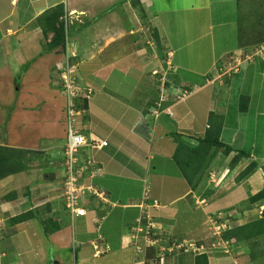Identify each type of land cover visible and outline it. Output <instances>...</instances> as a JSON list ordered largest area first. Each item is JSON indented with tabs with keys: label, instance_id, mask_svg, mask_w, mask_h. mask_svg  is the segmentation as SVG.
<instances>
[{
	"label": "rangeland",
	"instance_id": "obj_1",
	"mask_svg": "<svg viewBox=\"0 0 264 264\" xmlns=\"http://www.w3.org/2000/svg\"><path fill=\"white\" fill-rule=\"evenodd\" d=\"M113 1L115 2V0H105L103 7ZM130 4H132L131 0ZM242 4L244 8L242 7L243 10L241 11L237 0L133 1L134 9L131 7L133 11L128 16L127 13L125 14L127 17L124 24H121L122 27L125 25L128 30L131 28L130 31L122 33L128 36L119 40L120 48L118 49L122 52L111 54L113 53V43H109V41H106L105 46L97 51L96 48L94 51L92 50L94 61L109 62L102 71L104 76L106 74L108 76L104 79L99 76L98 81L103 80L105 82L107 99L102 100L106 104H111L114 119L119 117L118 111L122 112V118H124L123 112L126 111L127 116L120 120L125 124L127 117L134 110L141 111V108L146 116V123L149 126H156L159 123L158 118L166 112V108L163 107L169 102L178 104L177 101L184 97V90L186 89L192 92L189 93L190 97L184 99L180 107L186 106L187 109L194 111L196 115V122L193 120L194 125L203 124L204 119L201 116L207 112L208 106L211 105V90L213 88L212 85L207 84L208 81L213 80L212 82L219 83L225 78H229L231 74L245 73L248 70L247 67L253 62L259 69L256 84L264 85V48L262 51H259L262 47L253 51V47L249 48L244 44V46L239 44L241 42L240 29L249 28L250 16L252 17L254 8L257 12L264 11V0H253L252 4L247 0V2L243 1ZM126 6L122 5L120 8L124 9ZM95 9H99L97 4ZM5 13L6 9L1 3L0 17ZM57 15L59 13L56 14L54 10L47 9L36 19L20 24V29L14 28V30H19L18 34L13 33L15 31L11 33L6 31L7 21L3 22V26L0 25V146L10 150L11 152H8L13 158L18 159L19 157V160L24 161L27 165L25 173L29 170L40 171L38 177H42L40 183H48L51 180L52 184L61 181L56 177L59 176L62 166L54 162L60 160V154H56V152L63 151L64 148L62 149V147L65 144L62 143L67 142V118L71 100L73 104L78 103L81 107V113L74 117L75 128L78 131H82L81 128H84L88 132L87 126H90L88 119L86 121L83 118L80 119L84 114L83 111L86 112V107L91 102V95L88 94L89 88L84 85L83 79L84 83L76 77L79 86V88L76 86L78 97L73 99L72 96H67L68 79L66 75L62 74L66 71L61 68H66L67 64L71 67L72 64L77 65L78 60L80 67L77 68L78 73L76 74L82 73L79 70L81 68H91L90 64L92 65L93 62L91 58L85 56L87 49L83 45L78 46L79 41L73 40L72 36L77 33L89 34L86 40L83 38L88 46L93 40L95 41L94 32L89 30L90 26L84 25V19L72 20L71 17L66 18L67 15L65 14H63L64 16ZM71 15L75 16L74 14ZM247 16L248 18H245ZM12 20L14 27L21 21H16L14 18ZM76 22L77 24H75ZM81 23L83 24L80 25ZM80 27L82 30H79ZM55 28L65 34L66 41L56 49H51L50 43L63 36L55 33ZM156 28L159 29L158 33L163 39V50L168 47L174 50V56L167 54L166 61L160 58L158 46L153 37ZM91 45V48L95 46ZM23 47L25 56H23V64H21L18 52H21ZM75 49L78 50V55H75ZM163 55H165L164 52ZM81 58L86 61L81 60ZM27 62L30 66L27 65ZM85 62H89L88 66L85 65ZM18 63L23 66L20 67ZM129 67L132 69L131 73L128 76L123 75L124 69ZM118 68L121 73L116 71ZM77 69H74V72H77ZM23 72L25 76H23ZM88 73L89 78L95 76L93 71ZM253 75L251 70L249 79L254 78ZM163 81L170 85L168 89H165L166 87L161 84ZM180 84L187 88H181L179 93L178 89H174ZM195 84L199 86L198 90ZM217 87L219 86L217 85ZM153 98L158 102L155 105L157 110L153 109L154 106L148 107ZM257 99L259 100L260 97ZM99 105L100 107L103 106L101 102ZM260 106L261 110H264V93L262 101L253 109L251 114L253 120H256L255 108ZM147 110H154L155 114L147 116L149 113ZM103 117L104 119H101L103 122L108 120V114H104ZM263 117L264 115L258 119L260 126H264ZM105 122L112 123L113 119ZM117 124L116 129L120 134L123 125ZM98 128L99 130L104 129L103 125ZM254 129L255 132L250 130L248 133H255L254 137L259 139V146L263 147L264 127H259V130ZM256 138L254 140H257ZM173 143L176 145L175 142ZM54 146H57V149L52 148ZM176 147L172 153L175 152ZM248 147H250L249 144L247 150H250ZM49 154L52 158H58L53 159L54 166L45 157ZM236 155L233 156V159L231 158L232 160L230 159L231 161L229 160L230 163L223 159L224 155L218 156L220 160L214 162L212 167L214 170L210 169L209 176L205 177L199 189L187 196L184 204L183 202L178 204L184 206L179 213L173 214L176 217L173 219L177 226L171 230L167 229V233L159 234L156 240H153L154 243L146 242V246H144L147 239H151L160 233L152 226V230L143 231L142 235L147 234L148 236L141 240L140 249L136 243L138 240L134 237L133 247L127 246L124 251L119 252L123 247L121 244L122 234L128 233L129 228L136 230L133 226L134 217L138 212L130 209L131 213H127L128 217L123 221L121 212L124 209L122 210L121 206H124V201H122L123 203H116L120 208L112 209L108 206L107 210L104 209L102 214L107 215L105 220L99 218L100 221L95 222L89 220V215L74 221L70 219L68 223L72 229V244H70L69 252L73 256L77 253V264H133L135 252L140 255L137 263L141 262V264H194L195 257L203 253H206L209 259L214 260L212 264H264V247L261 246L263 242L261 238L255 241L239 242L238 239L226 241L221 237L226 230L250 223L264 215V201L244 206L243 201L248 198L242 197L238 191L232 194L226 192V188L230 187V184L227 183L226 187L224 185L227 178L230 177V172L225 175V170H229L235 166L234 163L240 161L239 155ZM112 164L117 175V178L113 177L112 180L116 184L110 182L106 173L95 182L99 183L102 188H105L106 184L111 185V187L117 185L115 192L118 195H127L124 190V183L127 184L124 182L126 174L120 175L116 167L117 163L112 162ZM174 164L170 163L175 176L169 186L172 187V192L174 190L179 193L176 185L179 187L180 183L183 188H189V185L185 178L181 176L180 179L178 177L179 173ZM34 172L37 174L36 171ZM81 172V183H85L82 176L84 175V167H82ZM4 179L0 180V203L16 195V191L9 190L8 186L2 183ZM225 179L226 181H224ZM106 180L109 181L105 183ZM60 190L61 188L57 189L58 192ZM253 191L258 193L256 190ZM27 192L30 193V191ZM149 192L148 199L150 202H153L154 197L160 198L155 195V191L150 190ZM159 192L160 190L157 193ZM58 199L49 205L58 207L60 211H63V202L60 196ZM141 199L146 200L141 196L137 198L138 201H141L140 203H142ZM159 200L162 202L161 199ZM144 208L146 213L143 212L142 217L145 216L146 218H142L141 222L137 223V226L141 228L150 221L147 216H151L153 219L161 216L160 211L151 208V206ZM168 215H172V213ZM0 216H2L1 213ZM132 221H134L133 224H130ZM86 223H88V228ZM4 225L0 223V228ZM161 226L162 229L166 227ZM89 229L90 231H88ZM3 234L0 229V241L4 240L3 237L5 238L7 233ZM100 236L105 237L108 245H103L99 241ZM91 240H97V244L103 250V252L100 250L102 255L99 257H94L95 250ZM131 250L135 251L131 252ZM115 253L116 257H114ZM147 253L150 254L147 255ZM113 257L114 259L111 260Z\"/></svg>",
	"mask_w": 264,
	"mask_h": 264
},
{
	"label": "crops",
	"instance_id": "obj_2",
	"mask_svg": "<svg viewBox=\"0 0 264 264\" xmlns=\"http://www.w3.org/2000/svg\"><path fill=\"white\" fill-rule=\"evenodd\" d=\"M131 1L133 4V1L135 0ZM104 2L105 0H100L99 2L98 0H0V4L3 3V6L6 9V13L0 17V25L3 26V22L7 21L8 24L7 27H5L6 31L9 33L15 31L13 33L18 34L19 30H14V28L20 29V24L36 19L47 9H54L62 5L65 11L64 14L67 15L66 18L71 17L72 20L84 19V25L86 24L87 27L90 26L89 30L94 32L95 41L93 40L91 42V44L95 45L93 48H91V44L88 46L83 39L85 38L86 40L89 37V34L77 33L75 36H72L73 40L76 39V41H79L78 46L83 45L84 48L87 49V54H85V56L89 59L91 58V61L93 62L92 65L90 64L91 68L79 69L82 72H80L81 74L79 75L76 74L78 73L77 68L80 67L79 60L77 61V65L72 64V67L77 69V72L74 73L75 82L77 79H79L81 82L84 80L86 83L85 84L83 82L84 85L88 86L89 88L88 92H91V102H89L86 112L83 111L84 114L80 118H83L84 121L88 119L90 126H87L88 132L84 128H81L82 131H79L91 139L99 138L101 140H108L109 146L104 150L94 152L92 151L91 153L87 147H84L81 150V152L84 153V157L82 158L85 159L87 157H91L93 164L91 166L92 171L90 173L85 172L84 175H82L85 179L84 184L95 187L100 191L101 194L104 195V197L99 200H91L89 197H87L88 203L91 202L90 205L88 204V214L85 217L78 218H86L89 215V220L95 222H97L99 218L105 220L107 219V215L102 214L104 209L108 208V206H110L112 209L120 208V206H117L116 203H121L124 201V206H121L122 210L124 209V211L121 212L122 220L125 221L128 217L127 213H131L130 209H133L138 211L134 217L136 223L137 219H139V216L141 218H146L145 216L142 217L143 212L146 213V211H142V209L138 206L141 201H138L137 198L140 196L144 198L145 195L150 196L149 191H155V195L160 197L159 199H161L162 202L158 198L154 197L152 201L157 200L159 204L155 205V207L151 206V208L153 207L155 210L160 211L161 216H157L155 219H153L151 216H147L150 221H148V224L142 228L145 230L146 228L152 230L151 227L153 226L156 228V231H160V233L156 232L157 235L155 237L147 239L144 242V246H146V242L154 243L153 240L155 241L159 234L164 232L167 233V229L171 230L173 227L177 226L175 220L173 219L175 217L173 214L176 212L179 213L181 211L180 209L184 206L178 204H181L182 202L184 204L186 197L194 193L190 187L183 188L180 183L179 187L175 184L179 193L175 192L174 190L172 192V187L169 186L174 179L173 177L175 176L174 171L170 167V163H174L171 159V154L175 147L171 133L180 132L190 133L197 137L201 136L206 132V129L209 126L208 118L210 112L222 114L226 119L227 124H225L223 131L224 141L227 144H230L235 150L243 149L250 153V157L242 158L240 161L235 163L234 167L230 168L229 170H225V175L226 173L228 174L230 172V177L227 178V176V181L226 179L224 180L226 181L224 187L227 186V183L230 184V187L226 188V192L232 194L238 191L242 197L249 198L250 195L257 193H255L253 190L259 192L261 189H263L264 146H259V139L254 137L255 133L250 134L248 132L250 130L255 132L254 128L259 130V127H264L260 126L258 123L259 117L264 115V110H261V106L259 108H255L256 112L254 116L256 117V120L251 118L254 107L262 101L264 85L256 84L259 69L256 68V63L253 62L249 65V67H247L248 70H246L245 73L235 75L231 74L229 78H225L219 83L212 82L213 80L208 81L207 84L212 85L213 88L211 90V105H209L210 107L208 106L207 112H204L203 116H201L204 119L203 124L198 123L197 125H194L193 120L196 122V115L194 111L187 109L186 106L180 107V104L184 101V99L186 97H190L189 93L192 91L187 90H184V97L177 101L179 102L178 104L172 102L165 107L166 112L158 118L157 121L159 123L156 126H149V124L146 123L145 120L147 119L145 118L146 116L144 115V112L141 108V111L134 110L132 114L127 117L125 124L120 120L127 116L126 111L123 112V115H125L124 118H122V112L118 111L119 117L114 119V113L112 112L111 104H106L103 101L104 99H107V92L105 91L107 89L105 87V82L103 80L98 81L99 76L101 79H104L108 76L107 74L104 76L102 71L103 67L106 66V64H109V62L94 61V59H92L94 54L92 50L94 51L96 48L97 51L101 47L105 46L104 44L107 43L106 41H109V43H113V53L111 54L114 55V53L116 54L122 52L118 49L120 48L118 45L119 40L122 37H127L128 35H124L122 33L130 31L131 28L128 30L126 29L125 25L122 27L121 24H124L125 18L133 11L134 7L132 4H130V0H115V2L113 1L106 7H103ZM96 4L97 7H99L98 10L95 9ZM122 5H127V8L125 7L124 9H121L120 7ZM128 8H130L129 11ZM126 13L127 16H125ZM71 14H74L75 16H72ZM13 18L16 21L21 20L16 27L13 25ZM75 24H77V22ZM79 30H82L81 27ZM168 48V56H174V50ZM74 51L76 52L75 55L79 54L78 50L75 49ZM24 52V47L22 48L21 52H18L21 64H23V56H25ZM81 60H83V58H81ZM89 62H85V65L88 66ZM27 64L30 66L28 62ZM18 65L21 66L19 63ZM126 69H124L123 75L128 76L132 69H130V67ZM251 70L254 74L252 77L254 78L249 79V72ZM91 71H93V74L95 75L93 78L88 77V72ZM116 71L121 73L119 68ZM23 76H25L24 72ZM94 79H97L96 81L98 82H96ZM161 84L164 85V82ZM217 85L219 87H217ZM198 87L199 86L197 85V90ZM181 88L183 89L185 87L180 84L174 90L178 89L180 93ZM259 91H261V93H259ZM257 97H260V99L258 100ZM243 100L248 104V109L246 111H242V104H244ZM99 102L102 103L103 108L100 107ZM153 109L157 110L154 107ZM104 114H108V120H104L103 122L101 119H104ZM150 114L152 113H148V115ZM110 119H113L112 123L105 122L109 121ZM116 123H118L117 125H123L120 134H118L116 129ZM102 125L104 129L99 130L98 127ZM184 138L188 139L192 143L197 142L195 139L190 137ZM254 138L257 140H254ZM62 144H65V142ZM248 144L250 146L248 149L250 150H247ZM262 144L264 145V141ZM52 148L57 149V146ZM63 148L64 146L62 149ZM235 150L230 155H224L223 159L230 163V161L233 159V156L236 155ZM56 154H60V160H57L56 162H54L53 159L58 158H52L50 157V154L46 155L45 157L52 162V166L55 165L53 162L62 166L60 170L61 172L58 174L59 176L56 177V179H61L62 185L61 181H56L52 184L50 179V182L48 183H40L42 177L38 178L40 171L37 170H29L27 173L22 172L12 175L4 179V182H2L4 185L8 186L9 190L16 191V195L0 203V213L2 214V216H0V223L5 224L4 227L0 229L2 230V234L7 233V238L3 237L4 240L0 241V264H77V253L73 256L69 252V247L71 246L70 244H72V229L68 223L71 217L64 208L63 190L64 181L66 178V169L63 165V159L65 157L64 150H61V152L58 151ZM56 154L53 155L55 156ZM218 159L220 160V157ZM253 161L257 163L255 169H253L249 175L241 178L240 180L236 179L238 175L242 173L248 166H250ZM112 162L117 163L116 167L120 175H123L124 173L126 174V180H124V182H127V184L124 183V190L126 191L127 195H118L117 192H115L117 185H112L111 187V185L106 184L105 188H102L99 183L95 182L106 173V176L109 178L110 182L116 184V182L112 180L113 177L117 178ZM83 164L86 163L83 162ZM144 164H146V166H144ZM174 167L177 169L175 164ZM56 168L59 169V167ZM34 171H36L37 174ZM177 172L179 173L178 169ZM178 177L180 179L182 178L180 174ZM109 180H106L105 183ZM20 181L25 182L26 184L21 183ZM59 188H61L62 191L60 190V192H58L57 189ZM158 190H160L159 193H157ZM26 191H30V193H26ZM59 196L63 202V211H60L58 207L49 205L55 203L56 200H59ZM84 199L86 201V197ZM32 212H34V215H32L30 218L14 221L15 218L21 217L24 214H32ZM171 213L172 215H168ZM51 219L62 223V228L55 233L45 232V229L42 227L43 224H41L43 221ZM154 220L158 223H156ZM133 222L134 221H132L130 224H133ZM87 225L88 223H86V226ZM161 225L166 227L162 229ZM88 231H90V229ZM129 231L128 233L122 234L121 236V244L123 247L119 252L124 251L127 246L133 247L135 231L132 228H129ZM143 238L144 237L140 234L138 242H136L139 245V249L141 247L140 242ZM99 241L102 242L103 245H108L104 236H100ZM91 242L93 249L95 250L94 257H99L102 255L103 250L100 249L99 244H97V240H91ZM134 251L131 250V252ZM135 254L136 256H134L132 260L133 264H141V262L137 263V261H139L138 258L140 255L136 252ZM149 254L150 253H147V255ZM116 256L117 255L115 253L114 257ZM114 257L111 260H113ZM209 261L210 264L214 262L212 258H210Z\"/></svg>",
	"mask_w": 264,
	"mask_h": 264
},
{
	"label": "trees",
	"instance_id": "obj_3",
	"mask_svg": "<svg viewBox=\"0 0 264 264\" xmlns=\"http://www.w3.org/2000/svg\"><path fill=\"white\" fill-rule=\"evenodd\" d=\"M243 1L247 2V0H237V3L239 4L241 11L243 10L242 9ZM249 1H250V4L253 3V0H249ZM116 7H113V8H116ZM52 10H54L56 14L59 13V15L57 16H64L63 14L65 11L62 5ZM255 10L256 8L252 10L253 12H252V17L250 16L251 23L249 24V28L240 29L241 42L239 43L240 45L244 44L246 47H249V48L253 47L252 48L253 51L259 50L264 45V11L257 12ZM245 18H248V16ZM241 19H240V22H241ZM156 29L157 30L154 31L153 37L158 46V52H159L160 58H162L163 61H166L168 51L167 49L163 50L164 49L163 44H162L163 39L162 37H160L158 33L159 29L158 28ZM55 33L62 34L61 31H59L57 28H55ZM62 35L63 36L61 38H58L50 43L51 49H56L59 45L64 44V42L66 41V37L64 33ZM163 52L165 55H163ZM20 67H22V65ZM163 82H164V86L166 87V89H168L170 85L166 84V81H163ZM156 103L158 102L153 98L152 103H149L148 107L154 106V108H156L157 107L155 106ZM243 103L244 104H242V111H246L248 109L247 108L248 104L245 101ZM169 104L171 103L169 102L163 108H165ZM77 109H81V107H79L78 105ZM147 112L153 113L154 115V110H147ZM208 124L209 126L207 127L206 132L203 133L199 137L193 134H190V133H180V132L171 133V136L173 137V140L176 143L175 146H177L175 149V152L171 154V159L175 163V166L177 167L180 176L185 178V180L187 181L189 187L191 188L193 192L197 191L199 189L200 184L204 181L205 177L209 176L210 169L214 166V162L218 160V156L219 155H230L235 150L230 144H227L224 141L223 131H224V126L225 124H227V122H226L225 117L222 114L210 112L209 118H208ZM66 137H67V134H66ZM184 137L193 138L197 142L192 143L191 141H189L188 139H185ZM88 139L90 140V138ZM106 141L108 142L107 146L103 147L102 149L93 148L91 146H87V149H89L90 153L92 151L94 152V151L104 150L109 146V141L108 140ZM6 151L8 152L10 150H8L6 147L0 146V180L10 177L14 174L24 172L27 169V165L24 163V161L19 160L18 156H17L18 159L13 158L11 154L9 152L7 153ZM235 151H236L235 153L239 155L240 160L244 157L246 158L250 157V153L248 151H245L243 149L235 150ZM82 154L84 153L79 151L78 156H77L78 162H79L78 169L82 171V167H84V173L85 171L87 173L88 170H89L88 173H90L92 171L91 166L93 165L91 161V157H87L83 159ZM83 162H85L86 164H83ZM63 163L66 169L65 159H63ZM256 165L257 163L253 161L250 164V166H248L242 173L238 175L236 179L240 180L241 178L249 175L253 171V169H255ZM87 197H89V199L91 200L102 199L97 195H91ZM87 197H86V203L88 207V204L90 205L91 202L88 203ZM259 201H264V187L260 192L254 195H250L248 199L244 200L243 205L247 206L250 204H255ZM64 208L66 210L65 203H64ZM32 215H34V212H32V214L31 213L24 214L21 217L15 218L14 221L19 220V219L23 220V219L30 218ZM41 224H43L42 227L45 229V232L47 233H55L62 228L61 222L57 220H52V219L45 220ZM221 237L222 239L224 238L226 241L238 239L239 242L255 241L261 238V241H263L261 246L264 247V215L262 218L251 221L250 223L235 226V227H232L231 229L226 230L223 236ZM193 262L194 264H210L209 256L206 253L198 254L195 257V260Z\"/></svg>",
	"mask_w": 264,
	"mask_h": 264
},
{
	"label": "built area",
	"instance_id": "obj_4",
	"mask_svg": "<svg viewBox=\"0 0 264 264\" xmlns=\"http://www.w3.org/2000/svg\"><path fill=\"white\" fill-rule=\"evenodd\" d=\"M263 48L264 46H262L259 51H262ZM66 78L68 79L66 85L67 96H72V98H74L75 92L73 91V81L70 79L68 73ZM75 112L74 104L71 100L68 111L67 142L64 153V159L66 161V178L64 182L63 197L66 210L70 214L72 220L78 217H83L87 214L86 201L84 199L85 197L91 195H97L100 198L104 197L103 194L99 193L95 187L81 183L80 174H82V172L78 169V153L81 148L85 146L102 149L107 146L108 143L106 140L99 139H92L90 141L85 135L80 133L74 127Z\"/></svg>",
	"mask_w": 264,
	"mask_h": 264
},
{
	"label": "clouds",
	"instance_id": "obj_5",
	"mask_svg": "<svg viewBox=\"0 0 264 264\" xmlns=\"http://www.w3.org/2000/svg\"><path fill=\"white\" fill-rule=\"evenodd\" d=\"M67 62H69L68 60H67ZM62 70H64V71H66L65 73L63 72L62 74L63 75H67V73H68V75H69V77L71 78V80L73 81V86H74V89H73V91L75 92V97L73 98V99H77V97H78V92H77V88H76V86L79 88V86L78 85H76V82H75V76H74V70H72V67L69 65V64H67V66H66V68L65 67H62L61 68ZM68 69V70H67ZM91 92H88V94H90ZM77 106H78V103H76V104H74V108H75V115H74V117L77 115V114H80V109H77ZM153 114V113H152ZM155 114V113H154ZM67 122H68V118H67ZM74 127H75V123H74ZM80 132V131H79ZM81 133V132H80ZM83 134V133H82ZM84 135V134H83ZM86 138H87V136H86ZM88 139V138H87ZM92 139H95V138H92ZM91 138H90V141L92 140ZM99 139V138H98ZM97 139V140H98ZM89 140V139H88ZM99 140H101V139H99ZM65 145H66V143H65ZM65 145H64V153H65ZM85 147H87V146H85ZM84 148V147H83ZM83 148H81V150L83 149ZM80 150V151H81ZM65 182V181H64ZM104 196V195H103ZM146 200H144V201H142V203H139V207L142 209V211H144V210H146L144 207H147V206H153V207H155V205H158V201L157 200H154L153 202H150V200L148 199V196H146L145 195V197H144ZM64 203H65V201H64ZM86 207H87V204H86ZM67 211V210H66ZM68 212V211H67ZM87 214H88V207H87ZM87 214L85 215V216H87ZM70 215V214H69ZM85 216H83V217H85ZM76 219V218H75ZM74 219V220H75ZM141 220H142V218L139 216V219H137V221H136V223L134 224V226L133 227H135V229L136 230H134L135 231V238L138 240V238H139V235L141 234L142 235V233H143V231H145V229H143V228H141L140 226H137V223L138 222H141ZM141 228V229H140ZM146 230H151V229H148V228H146ZM143 236V235H142ZM148 235L146 234V235H144L143 237H147Z\"/></svg>",
	"mask_w": 264,
	"mask_h": 264
}]
</instances>
